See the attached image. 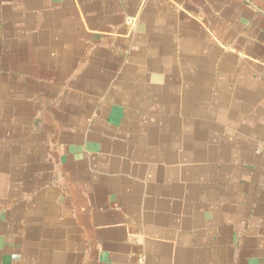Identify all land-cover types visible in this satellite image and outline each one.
Listing matches in <instances>:
<instances>
[{"label": "crops", "instance_id": "0c3cea01", "mask_svg": "<svg viewBox=\"0 0 264 264\" xmlns=\"http://www.w3.org/2000/svg\"><path fill=\"white\" fill-rule=\"evenodd\" d=\"M264 264V0H0V264Z\"/></svg>", "mask_w": 264, "mask_h": 264}, {"label": "built area", "instance_id": "2783aa9c", "mask_svg": "<svg viewBox=\"0 0 264 264\" xmlns=\"http://www.w3.org/2000/svg\"><path fill=\"white\" fill-rule=\"evenodd\" d=\"M134 264H145V257L143 256L136 257Z\"/></svg>", "mask_w": 264, "mask_h": 264}]
</instances>
